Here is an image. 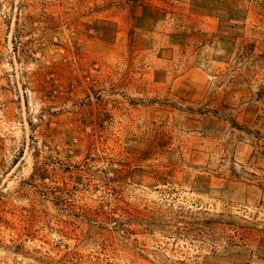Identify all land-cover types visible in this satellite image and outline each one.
Listing matches in <instances>:
<instances>
[{
    "label": "rangeland",
    "instance_id": "obj_1",
    "mask_svg": "<svg viewBox=\"0 0 264 264\" xmlns=\"http://www.w3.org/2000/svg\"><path fill=\"white\" fill-rule=\"evenodd\" d=\"M0 264H264V0H0Z\"/></svg>",
    "mask_w": 264,
    "mask_h": 264
}]
</instances>
